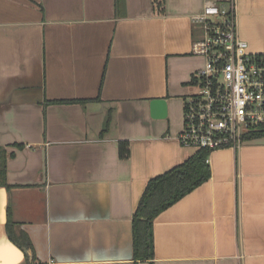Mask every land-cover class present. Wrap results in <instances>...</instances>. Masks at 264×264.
Returning <instances> with one entry per match:
<instances>
[{
	"label": "crops",
	"instance_id": "crops-1",
	"mask_svg": "<svg viewBox=\"0 0 264 264\" xmlns=\"http://www.w3.org/2000/svg\"><path fill=\"white\" fill-rule=\"evenodd\" d=\"M205 1L165 0L162 14L154 0H0V148L14 153L0 264H264V136L213 151L210 179L154 220L153 258L135 257L148 182L199 150L178 136ZM236 7L264 53V0ZM9 207L29 251L7 232Z\"/></svg>",
	"mask_w": 264,
	"mask_h": 264
},
{
	"label": "built area",
	"instance_id": "built-area-1",
	"mask_svg": "<svg viewBox=\"0 0 264 264\" xmlns=\"http://www.w3.org/2000/svg\"><path fill=\"white\" fill-rule=\"evenodd\" d=\"M202 8L191 16L200 30L192 53L205 62L183 100L184 127L178 139L210 154L238 150L264 132V53L252 52L240 36L236 0H206Z\"/></svg>",
	"mask_w": 264,
	"mask_h": 264
},
{
	"label": "trees",
	"instance_id": "trees-1",
	"mask_svg": "<svg viewBox=\"0 0 264 264\" xmlns=\"http://www.w3.org/2000/svg\"><path fill=\"white\" fill-rule=\"evenodd\" d=\"M118 4L123 0H117ZM154 6L162 14L165 13V0H154ZM98 99V98H96ZM77 101V100H70ZM82 101V100H79ZM54 102H64L55 100ZM85 102V101H82ZM109 117L105 126L110 124ZM264 132L257 133L252 138L262 137ZM23 146V144L18 145ZM120 154L123 157L129 155V144L120 142ZM210 155L208 149H199L186 161L172 167L169 171L157 175L151 179L143 193L139 205L133 216V245L135 257L138 259H151L154 256L153 224L157 216L174 203L190 194L191 191L203 185L210 179L211 167L208 161ZM14 156L7 150L0 148V185L11 186L6 180L7 160ZM6 223L7 232L11 240L20 248L29 251L31 248L29 238L23 229L21 230L13 219L11 207L8 208Z\"/></svg>",
	"mask_w": 264,
	"mask_h": 264
}]
</instances>
